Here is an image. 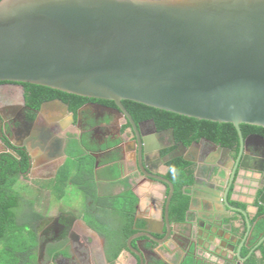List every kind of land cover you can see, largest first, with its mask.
Segmentation results:
<instances>
[{"label": "water", "instance_id": "1", "mask_svg": "<svg viewBox=\"0 0 264 264\" xmlns=\"http://www.w3.org/2000/svg\"><path fill=\"white\" fill-rule=\"evenodd\" d=\"M0 82L43 86L114 102L116 111L133 128L141 170L150 182L163 186L161 197L152 192L150 199H155V205L156 199L164 202L167 198L169 232L174 186L155 175L148 162L147 169L144 167L146 153L152 151L148 146L151 139L135 123L123 101L233 124L240 152L232 164L224 203L244 216L247 232L236 255L225 252L226 245L214 250L217 257L211 263L234 262L235 258L239 264L247 261L241 252L254 227L246 211L229 203L228 195L250 152L251 138L243 136L240 126L264 128V0H2ZM20 95L25 100L24 88ZM52 105L68 111L61 101L44 104L42 109ZM149 122L159 135L154 121ZM169 132L174 139V131ZM215 147L231 158L229 149ZM181 148L179 157L188 152L184 145ZM8 151L12 152L6 147ZM200 176L198 172L197 178ZM261 200L264 204V193ZM145 227L146 231L128 242V249L140 264H144V251L140 245L135 250L132 240L143 237L158 243L156 231L146 223ZM205 238L218 244L215 238ZM262 244L264 237L254 250Z\"/></svg>", "mask_w": 264, "mask_h": 264}, {"label": "flooded vegetation", "instance_id": "2", "mask_svg": "<svg viewBox=\"0 0 264 264\" xmlns=\"http://www.w3.org/2000/svg\"><path fill=\"white\" fill-rule=\"evenodd\" d=\"M23 88L24 86L21 85L0 84V89L4 91L0 95V154L7 153L5 152L6 147L12 151L8 152L14 154L13 150L5 145L4 139L6 138L16 149L27 152L30 157L31 168L26 176L21 177L20 181L33 175L37 176L32 177L34 181H47L51 179L52 175H54L56 165L50 169L51 173H46L44 170H47V166L50 164L54 163L59 165L60 163H65L69 158L71 144L76 142L83 146L82 151L87 155H102L109 151L114 157L112 164L115 165L117 163V166L121 165L123 167L122 173L126 177L133 179L134 184L136 183L138 185V183H143L150 185L154 190L153 192L161 197L162 191L164 190L163 186L158 182H150L141 170L138 144L133 128L129 120L123 114L116 111L117 107L91 101L80 107L77 114H75L70 110L69 103L64 102L60 98H54L43 102L37 110L28 107L26 97L25 100L21 97L20 90ZM58 101H61L64 106H67L68 111L61 105H52L51 107L45 106L42 109L44 104ZM106 113L115 116H108ZM32 116H35V118L32 119ZM67 118H69V120ZM149 121L150 120L142 121L138 124L135 122L137 125H141L143 132L151 139L148 142V146L152 148V151L146 153L147 161H143V165L146 168V162H148L149 168L153 170L155 175L163 176L165 179L169 180L166 177L169 170L168 163L175 158H179L178 155L182 154L183 151L181 146L184 145V143H177L175 134L174 139L172 138L169 132L171 129L159 131L156 128L160 132L159 135H156L154 126ZM254 136H262L263 139L257 137L253 138ZM248 137L251 138L249 142L250 152L247 155L248 157L244 160L243 168L238 170L236 179L242 171L248 173V170H251L253 173H261L264 175V134L253 133L246 138ZM129 141L133 142L135 146L131 152L130 150L124 151V147H121L125 142ZM215 144L216 143L206 138H201L198 142H193L187 147L188 152L182 156V158L190 161L196 166L194 185L200 182V178H202L203 174L201 172H205L206 170L209 171L211 178L218 174L220 169H224L225 171L229 170L230 179L233 161L237 159L240 152V143L238 152L216 144L224 149H229L231 158L226 151L216 148ZM173 147V150L165 153L166 150ZM167 158L171 160L166 162L165 160ZM198 172L201 174L200 178H197ZM194 185H192V187ZM233 189L234 184L230 192ZM151 196L152 192L148 197L150 198ZM76 197L77 195L75 198ZM259 197L261 201L262 194L259 195L258 198ZM154 201L155 199H152L149 206L153 209H160V221H157L154 219L153 215H150V217L145 220V223L156 231L157 234L155 237L158 243L143 237L134 239L131 243L135 250H138L139 245L142 247L144 251L142 255L144 264H161L162 262L159 261L161 257L157 254L156 249H165L167 253L171 255L174 250L171 251L169 249L170 251H168L165 246H168V243L171 241H176L178 237L174 230V225L178 222L171 221L170 207L169 221L171 232L168 231V226L165 221L167 198L164 202H162L161 199H156L155 205ZM70 205L72 206L64 209L58 207L56 204H50L49 207H51V210H49V213H51L52 208H54L56 215L44 217L36 226L38 239L40 241V247L36 252L38 262L40 259H43L46 262H39L40 264H110L111 262H109L107 258L109 252L111 253L108 240L102 237L103 244H100L93 235V233L98 235L97 231L86 221L89 215L92 216L97 212L95 210V212L89 210L86 213L77 214L76 208H74L75 211L73 209L74 204ZM223 205H225L224 198ZM234 207L241 209L239 206ZM141 215L142 214L137 211L136 217L138 220H141ZM84 218L85 221L83 220ZM137 222L139 226L137 225L134 227L133 230L135 232L129 235L125 241L124 249H126V252L130 255L129 261H131V264H140L141 262L138 261V258L128 249V242L135 235L146 231L144 223L142 224L140 221ZM204 235L203 231L201 237ZM166 238V242L163 243V240ZM49 248L50 251H52V248L58 250L50 254Z\"/></svg>", "mask_w": 264, "mask_h": 264}, {"label": "trees", "instance_id": "3", "mask_svg": "<svg viewBox=\"0 0 264 264\" xmlns=\"http://www.w3.org/2000/svg\"><path fill=\"white\" fill-rule=\"evenodd\" d=\"M23 86L25 88L28 107L37 110L43 102L54 98H60L64 102L69 103L70 110L75 114H77L80 107L91 101L116 107L114 102L84 98L43 86L31 84H23ZM123 105L137 124L142 121L153 120L159 131L173 129L177 143L182 142L186 147H189L193 142H198L201 138H206L216 144L228 147L233 151L238 152L239 150L240 139L233 124L215 123L189 118L131 101H123ZM33 118L35 116H32ZM240 127L245 138L253 133L264 134V128L261 127L245 124H242ZM4 143L13 150L14 154L10 152L0 154V264H40L36 257V252L40 245L36 226L45 216L35 209V200L29 198L31 196L28 194L29 190L24 189V192H27L28 195L26 197L18 188L21 177L26 176L31 168L30 157L27 152L18 150L11 145L8 139L5 138ZM77 147L78 144L74 142V144H71L70 150L72 149L73 151ZM173 149L174 147L166 150L165 153ZM74 153L70 154L71 157L67 161V164L59 172L54 187V191H57V193L54 192V194L56 196L58 195L57 197L63 196L65 192L64 186L66 187L68 185V180L70 175L73 174L74 169L75 174L73 175L72 183L75 184L76 189L84 194L87 200L95 203V209L105 207L104 210L106 212L108 211V214H111L109 211L112 207L111 199L104 198L99 200L96 197L98 187L94 183L93 171L82 167L80 161L83 163L84 159L78 158V148ZM86 160L88 161V158ZM168 168L166 177L174 185V195L170 206V218L173 222L182 223L185 221L190 207V197L184 193V188L194 185L196 166L190 161L179 157L171 160L168 163ZM29 192L31 193V191ZM131 199L132 201L127 206L124 204L121 208H116L122 214L123 221L126 223V228L121 229L122 231H126L123 234L121 233L122 238L116 239L110 233L105 232L110 238L108 242L111 248V254H113L109 258L111 262L116 260L119 253L125 248V241L128 236L135 232L130 226L134 221L137 200L132 196ZM238 206L245 207L243 205ZM124 207H127V209L125 208L124 210ZM92 208L94 209V206ZM96 212L92 216H88L91 219H88V217L87 219L92 223L90 224L94 230L101 231L104 228L102 227L104 224L101 223L106 222L107 217L103 214V210ZM263 215L264 207L260 206L257 216L251 222L254 227V246L257 245L261 236L264 234ZM97 220L98 223H95ZM93 224L99 229H95ZM107 228L111 231L114 230L112 227ZM51 250L49 248L50 254L58 249L52 248ZM257 251L261 252L259 258L255 256ZM188 261L187 264H191L192 261L190 258ZM245 264H264V244L255 250Z\"/></svg>", "mask_w": 264, "mask_h": 264}, {"label": "crops", "instance_id": "4", "mask_svg": "<svg viewBox=\"0 0 264 264\" xmlns=\"http://www.w3.org/2000/svg\"><path fill=\"white\" fill-rule=\"evenodd\" d=\"M106 115L115 116L109 113H106ZM67 119L69 120V118ZM121 147H124V151L130 150L131 152L135 146L133 142L129 141L125 142V144H123ZM77 148L79 151L78 158L84 159L83 163L80 161L82 167L84 169L93 171L94 183L98 187L96 197L99 200L104 198L111 199L112 207L110 210L121 208L124 204L127 206V204L132 201V196L135 197L136 200L138 199L134 213V221L130 226L132 229L138 225L137 221H140L145 225V220L148 219L150 215H153L154 219L160 221V209H153L149 206L151 200L148 196L151 192H153V188L150 185L143 183H138V185L136 183L134 184L133 179L126 177L122 173L123 167L121 165L117 166V163L115 165L112 164L114 157L109 151L102 155L97 154L92 156L83 153V146L78 144ZM77 148H75V150ZM75 150H69V158L71 157L70 154L74 153ZM86 158H88V161ZM67 161H65V163H60L59 165L54 163L50 164L47 166L49 170H44V172L46 171V173H50V169L56 165V169L54 170V175H52V178L47 181L41 180L40 183L46 185V189L51 192L50 197L54 195L55 182L59 172L65 167ZM74 171L75 170L73 169V174L70 175L68 185H66V187L64 186L65 192L63 195L70 197L73 196L74 199H76V195L80 196V194L85 197L84 194L80 193L76 189L75 184L72 183L73 175L75 174ZM207 171L208 170L201 172L203 174L199 183H196V185L193 187L191 186L184 188V193L190 197L189 211L184 222L176 223L174 225L175 233L178 236L177 240L171 241L168 243V246H165L168 251L174 250L172 254L169 255L165 249H156L157 254H159L161 257L159 260L162 262L161 264H187L189 262V258L192 261L191 264H212L211 261H215V257H217V255L214 253V250L217 247L225 249L227 245L224 251H227L230 256L234 254L236 255L237 248L244 239V236L247 232V224L244 216L241 213L234 212L223 205L224 191L229 179V170L225 171L224 169H220L218 174L212 178L209 175V171ZM248 171V173L242 171L237 177L234 182V189L229 193L228 199L230 204L233 206H245L241 207V209L246 211L250 222H252L258 214L259 207H264L262 200L260 201V197L258 198L259 195L264 193V175L261 173H253L251 170ZM36 189L38 190V188ZM85 199L88 203V208H90L89 210H96L93 201L91 203V201L87 200L86 197ZM59 201L57 202L59 203ZM96 205L98 206V204ZM92 206H94V209ZM138 206L142 214L140 216L141 220H138L136 217L137 211H139ZM125 208L127 209V207H124V210ZM76 210L77 214H80V210L78 211V208H76ZM89 218L91 219V217H88V219ZM88 219H86V221L90 224L91 222H89ZM83 220L85 221V218ZM123 220V217H120L118 221L124 223ZM95 223H98V220ZM110 223H113L111 218ZM93 226L95 229H99L94 224ZM203 231L205 235L201 237ZM97 233V236H95V234L93 235L95 238H97L96 240L99 241L100 244H103V238H106V240L110 239L109 235H106V233H103L102 231H97ZM205 237H211L215 238L213 240H219L218 244L209 242ZM263 237L264 234L261 236V239ZM254 241L253 235H251L249 242H247V244L242 249V257L249 259V257H251V255L255 252L254 248L256 245H253ZM233 249L235 250L234 252L232 251ZM212 252L213 254H211ZM112 255L113 254L109 252L107 257L109 262H111L109 258L112 257ZM129 256L130 255L128 252H126V249H123L119 253L117 259L111 263L131 264V261H129ZM255 256L259 258L261 256V252L257 251ZM223 263L239 264L236 258L234 262H231V260L228 259L226 261L223 260L221 264Z\"/></svg>", "mask_w": 264, "mask_h": 264}, {"label": "rangeland", "instance_id": "5", "mask_svg": "<svg viewBox=\"0 0 264 264\" xmlns=\"http://www.w3.org/2000/svg\"><path fill=\"white\" fill-rule=\"evenodd\" d=\"M32 177H37V176L33 175V176L28 177L27 179L26 178L22 179L20 181V183L18 184V188H19V190L22 191V194H24V196H26V197H28V195H27V192H24V189L31 191V193L28 191V194L31 195V196H29V198H33L35 200V209L38 210L41 214H43L45 217L56 215L54 208H52V212L49 213L50 212L49 210H51V207H49L50 204H52V205L56 204L58 207H62L64 209L68 208L69 206H72L70 204H74L73 209L78 208V211L80 210V213H86L89 211L90 208H88V203L86 202L85 197H83L80 193H79L80 196H77L76 199H74L73 196L70 197V196H65V195H63L62 197H57L56 194H54L53 196L50 197L51 192L46 189V185L40 184L41 180H36L39 182L34 181L32 179ZM36 188H38V190ZM54 192L57 193V191H54ZM57 201H59V203ZM94 206H95V203H94ZM104 209H105V207H102L100 209L97 208L95 210V211H98V210L102 211L103 210V214L107 217V221L101 223V224H104V226H102L104 228H102L103 230H101V231L104 233L105 232L110 233L112 236L116 237V239H118V238L121 239L122 234L124 232H126L125 230H123V231L121 230L122 228L123 229L126 228L125 227L126 223L118 221L119 218L122 217V214L120 212H118L116 209H113V210L109 209L110 213L112 214L111 215V214H108L109 212L108 211L106 212V210H104ZM110 218H111V220H113V223H110ZM107 227H110V228L112 227L114 230L111 231ZM42 230H43V228H42ZM39 262L45 263L46 261L43 259H40Z\"/></svg>", "mask_w": 264, "mask_h": 264}]
</instances>
